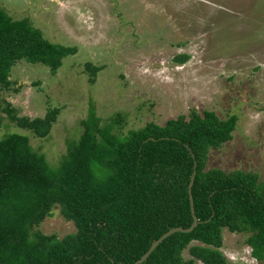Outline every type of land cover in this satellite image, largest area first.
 Masks as SVG:
<instances>
[{"label": "trees", "instance_id": "1", "mask_svg": "<svg viewBox=\"0 0 264 264\" xmlns=\"http://www.w3.org/2000/svg\"><path fill=\"white\" fill-rule=\"evenodd\" d=\"M76 52L51 43L28 19L14 20L0 6V91L11 89L19 62L42 64L55 75ZM187 60L175 58L178 64ZM86 68L93 83L102 67ZM5 104L3 113L22 132L0 138V264H134L169 230L192 225L188 187L195 164L198 226L168 237L143 264H231L221 251L223 229L246 235L251 256L264 261L259 174L207 169L210 151L233 139L237 116L192 111L121 135L119 115L104 123L91 109L80 137L53 167L24 133L47 138L60 110L31 119ZM56 206L75 226L62 239L37 230Z\"/></svg>", "mask_w": 264, "mask_h": 264}, {"label": "rangeland", "instance_id": "2", "mask_svg": "<svg viewBox=\"0 0 264 264\" xmlns=\"http://www.w3.org/2000/svg\"><path fill=\"white\" fill-rule=\"evenodd\" d=\"M0 6L51 43L77 50L55 75L24 61L12 69L11 89L0 91V138L22 132L3 113L5 102L31 119L58 108L47 138L24 133L56 167L91 109L104 123L119 115L121 135L212 111L238 123L233 139L210 151L207 169L253 172L264 183V0H0ZM182 55L188 60L176 63ZM88 63L102 67L93 83ZM37 230L62 239L75 226L56 206ZM222 237L229 263L264 264L251 256L246 235L223 229ZM183 257L191 259L187 250Z\"/></svg>", "mask_w": 264, "mask_h": 264}, {"label": "water", "instance_id": "3", "mask_svg": "<svg viewBox=\"0 0 264 264\" xmlns=\"http://www.w3.org/2000/svg\"><path fill=\"white\" fill-rule=\"evenodd\" d=\"M195 176H196V164L194 165V170H193V173L191 175V180H190V184H189V187H188L189 200H190V209H191V214H192V218H193L192 225L189 228H187V229L182 228V227H177V228L169 230L162 237H160L156 242H154L150 246L149 250L138 261H136L134 264H143V263H145L148 260V258L151 256V254L156 250V248L164 240H166L168 237L172 236L173 234H175V233H191L198 226L199 222L197 220V217L195 216L194 200H193V196H192V187H193V184H194ZM210 219L207 222H209Z\"/></svg>", "mask_w": 264, "mask_h": 264}]
</instances>
